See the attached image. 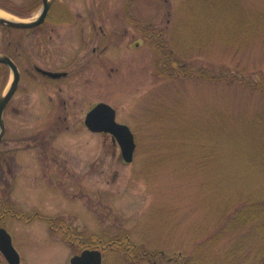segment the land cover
<instances>
[{
  "label": "rangeland",
  "instance_id": "1",
  "mask_svg": "<svg viewBox=\"0 0 264 264\" xmlns=\"http://www.w3.org/2000/svg\"><path fill=\"white\" fill-rule=\"evenodd\" d=\"M33 1L0 10L30 21L41 1L23 17L6 7ZM3 36L21 78L3 115L0 225L20 264L126 236L138 260L106 248L102 264H263L264 0H52L40 27ZM98 102L133 133L131 163L85 127Z\"/></svg>",
  "mask_w": 264,
  "mask_h": 264
},
{
  "label": "water",
  "instance_id": "2",
  "mask_svg": "<svg viewBox=\"0 0 264 264\" xmlns=\"http://www.w3.org/2000/svg\"><path fill=\"white\" fill-rule=\"evenodd\" d=\"M42 7L37 17L30 21L6 19L0 17V24L15 29H32L44 23L51 8V0H41ZM0 64L6 65L12 79L7 90L0 96V142L5 133L3 113L9 100L17 90L20 73L17 65L7 55L0 54ZM36 70L51 78H59L65 73L51 72L36 67ZM84 125L94 133L109 134L120 149L121 158L125 163L133 160L135 151L134 136L125 124L116 121V112L105 102L95 104L84 117ZM0 253L8 264H20V256L12 245L11 237L7 231L0 227ZM69 264H102V253L98 249L86 248L69 259Z\"/></svg>",
  "mask_w": 264,
  "mask_h": 264
},
{
  "label": "trees",
  "instance_id": "3",
  "mask_svg": "<svg viewBox=\"0 0 264 264\" xmlns=\"http://www.w3.org/2000/svg\"><path fill=\"white\" fill-rule=\"evenodd\" d=\"M38 4H39V0H34L32 8L27 13H20L19 14L18 12L10 10V8L6 7V9L9 12L18 14V15L23 17V16L28 15L29 13L33 12ZM16 8L20 11L19 7H16ZM136 28H138V30L142 32V35L145 39H152V38L163 39V36L161 35V33L159 31L157 32L155 29H151V31L149 33H146L145 27H142L141 30L139 29L138 26H136ZM31 30H29V31H31ZM1 31L4 34L3 39H12V37L8 36V35L13 34L14 32L19 31V30L9 28L5 25L0 24V32ZM13 50H14V44L10 40L7 41V43L4 46L0 47V53L7 54L12 58L14 57L13 56ZM167 62H168V64H167ZM165 65H168L169 68H176L177 67V63H176V61H173V59H171V61H170V59L166 58V64ZM7 74H8V68L5 65L0 64V93L2 92L3 88L6 85ZM257 219L258 218H252L249 221L244 222L243 224H247L248 222H250L252 220H257ZM236 222H237V220H236ZM258 230H259V233H261L263 235V233H264V232H262L263 230L261 228L260 229L258 228ZM54 231L55 232L59 231L63 238L64 237L68 238L67 235H69V232L71 231V229L65 225H59V227H57ZM263 240H264V236H263ZM105 244H106L105 246H98L99 248L97 246H95V247L94 246H86V247L84 246V247L85 248H87V247L98 248L102 252L106 251V248H110L112 250L117 249L118 251H121L122 254L125 255L124 257L130 261L138 260V258L140 257V255H136V252H137L136 245L130 243L129 238H127V236L123 237L121 239H112L110 241V243H105ZM82 249H84V248L82 247ZM257 252H258L257 260L263 259L264 258V247H262V249L258 250ZM254 260L256 263L257 262L256 258H254ZM263 264H264V262H263Z\"/></svg>",
  "mask_w": 264,
  "mask_h": 264
},
{
  "label": "flooded vegetation",
  "instance_id": "4",
  "mask_svg": "<svg viewBox=\"0 0 264 264\" xmlns=\"http://www.w3.org/2000/svg\"><path fill=\"white\" fill-rule=\"evenodd\" d=\"M39 1H41V0H39ZM51 6H52V0H51ZM50 10H51V8H50ZM49 15V14H48ZM142 33V32H141ZM142 37H143V35H142ZM144 38V37H143ZM145 39V38H144ZM5 55H7V54H5ZM7 56H9V55H7ZM10 57V56H9ZM11 59H12V61L17 65V63H16V58H12V57H10ZM17 67H18V65H17ZM36 67H38V68H41V67H39V66H34V71L35 72H37L38 74H40L41 76H43V77H46V78H49V79H52V80H58V79H61V78H64V77H66L67 75H68V72H65V71H51V72H60V73H65V75H63V76H61V77H59V78H51V77H49V76H46V75H43V74H41L40 72H38L37 70H36ZM18 69H19V67H18ZM41 69H43V68H41ZM43 70H45V69H43ZM9 71V70H8ZM47 71H49V70H47ZM19 73H20V70H19ZM20 78H21V73H20ZM19 83H20V79H19ZM18 86H19V84H18ZM17 89H18V87H17ZM17 91V90H16ZM15 91V92H16ZM15 94V93H14ZM13 94V95H14ZM1 96V95H0ZM13 97V96H12ZM12 97H11V99H12ZM10 99V100H11ZM10 100H9V102H10ZM9 102H8V104H9ZM8 104L6 105V107L8 106ZM6 107H5V109H6ZM4 112H5V110H4ZM3 115H4V113H3ZM6 129V128H5ZM2 141V140H1ZM112 142L114 143V141L112 140ZM1 143V142H0ZM115 144V143H114ZM9 211H11V210H9ZM10 215L11 216H15V214L14 213H10ZM0 218H1V216H0ZM18 218V217H17ZM46 222H51L52 220H49V219H47V218H43ZM51 219H53V218H51ZM59 225H61V224H59ZM0 227H2L1 225H0Z\"/></svg>",
  "mask_w": 264,
  "mask_h": 264
},
{
  "label": "bare ground",
  "instance_id": "5",
  "mask_svg": "<svg viewBox=\"0 0 264 264\" xmlns=\"http://www.w3.org/2000/svg\"><path fill=\"white\" fill-rule=\"evenodd\" d=\"M0 17H4L6 19H15L13 16L5 13L4 11L0 10Z\"/></svg>",
  "mask_w": 264,
  "mask_h": 264
}]
</instances>
